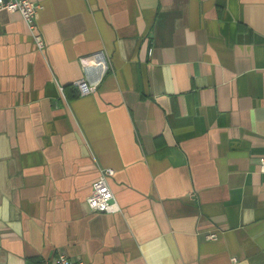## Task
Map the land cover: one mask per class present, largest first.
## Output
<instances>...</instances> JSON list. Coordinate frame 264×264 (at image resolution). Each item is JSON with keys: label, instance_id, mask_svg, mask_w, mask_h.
<instances>
[{"label": "crops", "instance_id": "crops-1", "mask_svg": "<svg viewBox=\"0 0 264 264\" xmlns=\"http://www.w3.org/2000/svg\"><path fill=\"white\" fill-rule=\"evenodd\" d=\"M30 1L42 48L0 11V264H264V0Z\"/></svg>", "mask_w": 264, "mask_h": 264}, {"label": "built area", "instance_id": "built-area-1", "mask_svg": "<svg viewBox=\"0 0 264 264\" xmlns=\"http://www.w3.org/2000/svg\"><path fill=\"white\" fill-rule=\"evenodd\" d=\"M38 5L30 0H0V11L6 10L11 12H18L24 21L27 23L30 32L37 47H43L42 37L35 31V16ZM150 53V52H149ZM93 65L98 69L97 75L91 79L82 77L74 81L73 86L78 91V94L88 95L95 92L103 73L107 70L108 64L100 54L94 55L92 60ZM87 67V66H85ZM264 164V163H263ZM264 167V165H262ZM113 175V170L106 168L102 169L98 178L93 182L90 195L86 199L89 209L93 212L109 213L117 210V206L113 200V194L108 186L107 178ZM214 234H207L206 238L210 239ZM42 264H85L83 261H72L63 254H58L50 259H46ZM230 264H236V260L231 258Z\"/></svg>", "mask_w": 264, "mask_h": 264}, {"label": "trees", "instance_id": "trees-1", "mask_svg": "<svg viewBox=\"0 0 264 264\" xmlns=\"http://www.w3.org/2000/svg\"><path fill=\"white\" fill-rule=\"evenodd\" d=\"M33 264H39V263H33Z\"/></svg>", "mask_w": 264, "mask_h": 264}]
</instances>
